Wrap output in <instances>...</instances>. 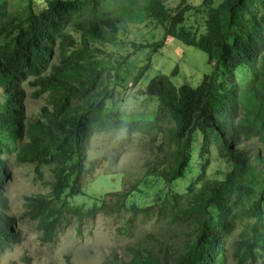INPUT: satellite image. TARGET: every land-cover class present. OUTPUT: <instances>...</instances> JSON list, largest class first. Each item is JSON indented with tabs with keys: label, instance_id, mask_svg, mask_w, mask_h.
I'll list each match as a JSON object with an SVG mask.
<instances>
[{
	"label": "trees",
	"instance_id": "obj_1",
	"mask_svg": "<svg viewBox=\"0 0 264 264\" xmlns=\"http://www.w3.org/2000/svg\"><path fill=\"white\" fill-rule=\"evenodd\" d=\"M25 1L16 12L0 0V260L22 237L2 194L10 177L9 158L32 164L38 180H45L43 167L50 172L44 182L47 191L26 195L19 216L32 221L42 241L49 242L64 215L83 207L78 197L86 195L95 167L88 161L91 136L124 129L156 139L150 148L158 151L152 150L144 162L143 178L109 195L118 208L130 201L133 215L151 210L168 224L185 219L189 229L170 258L132 247L130 258L120 264H228L231 246L237 264H255L260 257L264 264V0H222L213 9L215 15L205 18L199 37L182 25L184 0L173 10L163 0ZM142 3L163 27L164 39L197 47L213 71L203 74L197 86H176L166 75L156 74L143 90L157 99L154 110L134 118L116 105L118 96L107 103L106 86L97 91L103 69L94 65L96 49L91 47L94 41L113 39L126 12ZM146 69L134 75L132 86ZM26 82L36 87L35 96L48 97L41 115L29 123L23 101ZM197 136L204 164L178 191L176 180L185 178L196 160ZM252 138L263 147L244 143ZM211 149L226 166L218 176L206 174ZM116 176L123 181L125 172ZM147 177L161 185L141 204L137 186ZM23 262L31 264L27 256Z\"/></svg>",
	"mask_w": 264,
	"mask_h": 264
},
{
	"label": "rangeland",
	"instance_id": "obj_2",
	"mask_svg": "<svg viewBox=\"0 0 264 264\" xmlns=\"http://www.w3.org/2000/svg\"><path fill=\"white\" fill-rule=\"evenodd\" d=\"M6 1L16 12L20 5H26L25 0ZM180 1L163 0V3L173 10ZM204 1L184 0L187 12L182 25L197 37L205 32V18L215 15L213 9L222 0H210V3L203 4ZM155 43L162 45L154 49L152 45ZM91 48L96 49L92 55L94 65L97 69H103L97 91L104 86L110 90L107 99L109 104H113L118 96L120 99L116 101V105L125 107L122 110L127 117L143 118L154 110L152 104L157 99L153 98L152 101L143 94V90L149 79L156 74L166 75L176 86H197L203 74L213 71L212 66L206 62V54L197 47L182 44L173 37L164 39L163 27L150 17L144 9V3L140 9L126 12L113 39L105 44L94 41ZM144 66H147V69L142 78L132 86L134 75ZM22 87L25 94L24 109L29 123L41 115V108L48 105V97L46 93L35 96L36 87L30 86L28 82ZM121 99H124L125 103L120 101ZM109 114V110H106L105 115ZM157 138L161 140L160 136ZM194 142L196 160L190 166L187 176L176 180L178 191H182L187 181L197 175L196 168H201L204 164V153L199 149L201 138L197 136ZM151 143L156 144V139L128 133L124 129L94 133L89 141L88 161L92 160L95 167L87 179L86 195L78 197V202L82 203L83 207H80L77 213L70 211L64 215L55 238L49 242L42 241L41 233L34 228L32 221L19 219V216L22 214L26 195L47 191L48 187L44 182L50 180V172L47 167H43L45 180H38L32 164L21 163L11 156L10 177L3 186L2 194L7 199L9 212L16 216V228L22 237L2 255L0 264H24V256L30 258L31 264H120L122 260L127 261L130 258L128 249L132 247L138 248L141 254L151 250L156 257L166 254L170 258L177 254L185 231L189 229L185 219L168 224L166 220L157 218L151 210L148 213L140 211L133 215L130 201L118 208L115 198L109 195L128 189L142 174L143 164L151 159L152 150L158 151L157 147L150 148ZM244 143L253 149L263 147L254 138ZM215 158L211 149L205 159L208 176H218L226 171L225 164ZM108 170L113 175L109 174ZM122 172H125L123 181L116 176ZM140 177L143 178V175ZM160 185V181L152 182L149 177L140 181L137 192L141 198L138 202H148L151 194L157 191ZM93 208L95 212H89ZM87 212L89 215H86ZM233 250L231 246L228 264H237L232 256ZM262 261L263 257H260L255 264H263Z\"/></svg>",
	"mask_w": 264,
	"mask_h": 264
}]
</instances>
